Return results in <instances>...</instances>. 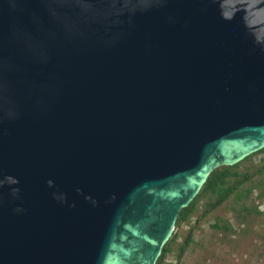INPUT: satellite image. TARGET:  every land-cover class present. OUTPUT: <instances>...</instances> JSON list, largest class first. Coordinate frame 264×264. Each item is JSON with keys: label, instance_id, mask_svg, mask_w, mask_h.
I'll return each instance as SVG.
<instances>
[{"label": "water", "instance_id": "water-1", "mask_svg": "<svg viewBox=\"0 0 264 264\" xmlns=\"http://www.w3.org/2000/svg\"><path fill=\"white\" fill-rule=\"evenodd\" d=\"M262 147L264 0H0V264H155Z\"/></svg>", "mask_w": 264, "mask_h": 264}, {"label": "rangeland", "instance_id": "rangeland-1", "mask_svg": "<svg viewBox=\"0 0 264 264\" xmlns=\"http://www.w3.org/2000/svg\"><path fill=\"white\" fill-rule=\"evenodd\" d=\"M262 165L264 151L239 164V171L252 176L243 185L252 192L241 201L230 197L204 213L209 197H200L189 218L174 226L162 264H264V174L253 175ZM188 234L191 240L179 255Z\"/></svg>", "mask_w": 264, "mask_h": 264}, {"label": "trees", "instance_id": "trees-1", "mask_svg": "<svg viewBox=\"0 0 264 264\" xmlns=\"http://www.w3.org/2000/svg\"><path fill=\"white\" fill-rule=\"evenodd\" d=\"M264 151V147L258 149L241 160L233 164H223L212 169L208 174L205 182L203 183L199 192L193 197V199L184 207H182L177 215L175 226L180 225L182 222L186 221L191 213L195 210V205L200 197L207 195L209 197L206 202V208L204 213L210 211L211 209L218 208L230 197H233L236 201H241L244 197H247L252 192V187H244L246 182L251 183L252 176L246 172H241L238 170V166L241 162L247 160L251 156ZM264 174V165L260 166L255 170V174ZM261 195V194H259ZM217 227L220 225L219 222L215 224ZM226 224H223L225 226ZM175 235V234H174ZM174 235L170 236L168 240L164 243L161 253L158 256L155 264H162L165 258V254L169 249V244L173 240ZM189 240H191V234L180 245L181 255L185 251L186 245H188Z\"/></svg>", "mask_w": 264, "mask_h": 264}]
</instances>
